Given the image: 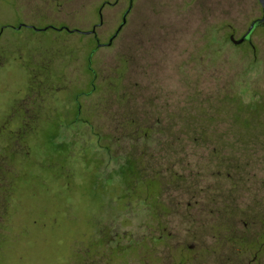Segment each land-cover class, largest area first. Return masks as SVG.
I'll return each mask as SVG.
<instances>
[{"label":"rangeland","instance_id":"rangeland-1","mask_svg":"<svg viewBox=\"0 0 264 264\" xmlns=\"http://www.w3.org/2000/svg\"><path fill=\"white\" fill-rule=\"evenodd\" d=\"M128 3L0 0V264H264L259 2Z\"/></svg>","mask_w":264,"mask_h":264},{"label":"water","instance_id":"water-1","mask_svg":"<svg viewBox=\"0 0 264 264\" xmlns=\"http://www.w3.org/2000/svg\"><path fill=\"white\" fill-rule=\"evenodd\" d=\"M131 1L130 0V3H129V6L127 7V9L123 12L122 14V20L120 22V24L118 25L117 29L115 30V32L110 36L109 40L107 41L106 44H109L112 40V38L118 33V31L120 30V28L122 27V25L124 24L125 22V18H126V14L128 13L130 7H131ZM261 6V9H262V13L260 16L252 19L247 27V29L245 30V32L240 35L238 38H234L233 36H230V40L235 43V44H238V43H241L242 41L244 40H250V37H251V34H252V31L254 30V28L256 26H263L264 25V0H257ZM66 29H69V28H66ZM71 30V29H69Z\"/></svg>","mask_w":264,"mask_h":264},{"label":"flooded vegetation","instance_id":"flooded-vegetation-1","mask_svg":"<svg viewBox=\"0 0 264 264\" xmlns=\"http://www.w3.org/2000/svg\"><path fill=\"white\" fill-rule=\"evenodd\" d=\"M131 2H132V1H131ZM129 3H130V0H129ZM129 3H128V6H129ZM128 6H127V7H128ZM130 8H131V7H130ZM126 9H127V8H126ZM126 9H125V10H126ZM129 10H130V9H129ZM99 11H100V9H99ZM128 12H129V11H128ZM261 13H262V9H261ZM100 22H101V16H100V21H99V23H100ZM99 23H98V24H99ZM119 24H120V23H119ZM95 27H96V24H94V25L91 27V29H89V32L92 33L94 36H95ZM117 27H118V26H117ZM247 27H248V26H247ZM116 29H117V28H116ZM116 29H115V30H116ZM246 29H247V28H246ZM246 29H245V30H246ZM114 32H115V31H114ZM244 32H245V31H244ZM244 32H243V33H244ZM252 32H253V31H252ZM243 33H242V34H243ZM242 34H241V35H242ZM230 36H233V35L231 34ZM230 36H229V38H230ZM109 38H110V37H109ZM95 40H96V45H101V44H103V43L98 42V39H97L96 36H95ZM108 40H109V39H108ZM245 41H250V40H244V41H242V42H245ZM106 43H107V42H106ZM238 44H240V43H238ZM0 157H1V152H0ZM1 166H2V164L0 163V167H1ZM0 177H1V176H0ZM0 179H1V178H0ZM254 255L257 256L258 253L255 252Z\"/></svg>","mask_w":264,"mask_h":264}]
</instances>
